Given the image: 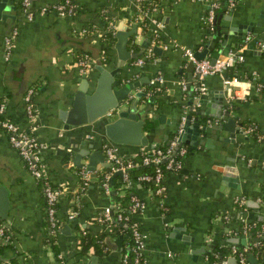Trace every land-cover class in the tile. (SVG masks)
Here are the masks:
<instances>
[{
	"label": "crops",
	"instance_id": "0c3cea01",
	"mask_svg": "<svg viewBox=\"0 0 264 264\" xmlns=\"http://www.w3.org/2000/svg\"><path fill=\"white\" fill-rule=\"evenodd\" d=\"M0 1L3 3L0 8L3 114L46 145L45 178L53 185L62 184L65 191L57 205V227L49 234L41 183L28 171L7 134L0 131V185L6 187L9 197L7 222L0 221V225L11 239L9 244H3L8 247L0 250V261L59 264L60 254L65 264H122L124 251L130 250L125 233L98 221L105 208L114 207L115 211V205L127 194L124 186L115 193L110 189L107 193L103 182L101 188L100 176L110 167L102 151L108 139L95 124L64 128L60 119V112L71 105L83 79L93 82L96 78V57L106 69L113 68L117 61L114 48L106 58L102 55L106 10L114 17L111 21L114 37L119 29L129 31L136 25L127 50L142 51L138 58L130 59L122 67L116 87L139 82L130 92L132 98L147 87H156L146 93L150 98L148 103L138 97L135 105L146 113L145 120L152 122V127L146 128L144 124L143 129L149 144L146 147L121 145L117 147L119 153L130 158L142 148L167 142L188 107L197 116V119L191 117L185 130V139L189 142H185L188 151L183 165L178 172L164 175L163 194L156 195L136 182L126 184L132 189L131 194L144 203L143 210L131 214L130 219L137 221L144 236L147 264H209V252L217 245L228 243L238 247L254 245L245 263L253 264L249 259L253 256L257 263L264 264V0H235L233 6L219 0L211 32L204 21L206 0H142L147 3L143 17L146 27L138 24L143 18L136 20L139 15L135 16L138 11L135 0H73L70 15L53 9L41 12L45 6L64 5L66 1L31 0L34 13L31 21L22 11L21 0ZM218 16L220 20L216 21ZM157 24L161 25L159 30ZM217 27L222 35L210 40ZM82 28L89 32L82 34ZM231 28H235L233 33ZM14 29L18 34L8 53L5 38ZM224 32H228L227 39L223 37ZM146 41L147 45L142 46ZM185 49L193 50L196 57L208 58H221L231 49L238 51L243 61L235 67L233 75L259 83L260 91L252 83L253 86H247L246 100L228 101L222 77L208 76L204 80L206 94L202 99L207 102L193 105L194 93L192 96L191 93L197 78L184 55ZM78 53L91 59L90 68L84 73L77 66ZM148 55L143 65L135 64L137 59ZM157 75L163 82L151 83ZM225 76H229L227 72ZM23 84L29 88L19 98ZM30 90L36 113L34 122L27 117L24 103ZM218 100H222L221 113L224 115L228 110L229 117L235 120L232 131L223 126L222 118L206 116L209 111L218 110ZM248 122L259 130L258 139L243 131ZM218 125L222 127L216 128ZM96 151L102 152L104 161L97 163L92 172L86 168L85 154ZM77 155L82 157L81 167L75 164ZM83 169L88 178L86 187L81 189L77 182L83 180L80 173ZM111 174H106L110 183ZM76 194L80 197L78 200ZM71 211H77V215L70 219ZM248 225L252 226L251 231L245 233L244 227ZM83 230L105 234L101 254L93 249L85 254L79 252L78 237ZM47 234L53 237L54 245L47 241ZM237 261L229 251L218 264H237Z\"/></svg>",
	"mask_w": 264,
	"mask_h": 264
},
{
	"label": "built area",
	"instance_id": "2783aa9c",
	"mask_svg": "<svg viewBox=\"0 0 264 264\" xmlns=\"http://www.w3.org/2000/svg\"><path fill=\"white\" fill-rule=\"evenodd\" d=\"M138 7V15L136 17V20H141L146 12L145 10L140 8L139 2L142 0H135ZM208 2V6L206 9V14L204 17V21L208 25V31H212L214 29V21L216 18V11L219 8L220 2L219 0H206ZM227 4L230 6H233L235 3V0H226ZM21 6L22 11L26 16V19L31 21L34 17V13L31 10V0H21ZM55 10L59 11L62 15L64 14H72L71 13V5H69V1L66 0L64 5L55 4L52 6H45L41 9L42 13H45L49 10ZM66 9V10H65ZM112 29L113 25L112 22L110 23ZM158 30L160 29L161 25L157 24ZM82 34H87L89 32L88 29L82 28L80 31ZM18 30L14 29L10 35L6 36L5 38V44L7 47V52L10 53L11 49L14 46L15 39L17 37ZM114 34V33H113ZM250 39L247 38V41ZM165 48H167V45H164ZM103 57H105L106 53L102 51ZM150 55V53H149ZM148 56H145V58L137 59L135 64L137 66L143 65L146 61ZM184 55L186 59L193 64V70L194 74L197 78V83L194 85V95H193V105H200V101L203 99V97L206 94V87L204 85V80L208 76L218 75L222 77V83L227 90V100L233 101L237 99H243L246 100L247 96L249 94L248 92V85H252V81H248L245 79H240L236 75L232 76H225L228 69L231 67H235L237 63H241L243 61V55L238 53L236 50H229L223 57L216 58L214 63H211V59L208 57L203 58H196L195 53L191 49H185ZM106 58V57H105ZM90 62L91 59L88 57V55L80 56L77 60V66L81 70V72H86L90 68ZM256 75L253 74V80H255ZM163 78L160 75H157L154 79H152L151 83H162ZM255 84V90L260 91L261 85L259 83ZM253 86V85H252ZM183 90L186 89V86L182 85ZM149 92V91H148ZM241 92V94L239 93ZM32 91L30 90L29 93L25 96V110L27 117L30 119L31 122H34L36 120V113L35 109L33 107V104L31 102V94ZM227 101V102H228ZM5 111V103L0 100V115H2ZM187 120L186 111L184 110L183 113L180 116V121L178 124V134L173 137L168 147L163 150H156L155 152H150L146 150L145 148H142L141 151L146 150L145 156L143 158V164H155L158 165L162 160H167L165 165V170L168 172H178L182 167V159L183 156L186 153V148L183 145H179V136L183 132L185 121ZM208 123H210V120H207ZM33 129V128H32ZM255 130V127L252 125H247L243 128V131L246 134H251ZM0 131H4L7 134L8 141L10 145L17 151L18 155L22 159V161L25 163L28 171L31 173V175L36 178L37 180L43 181V194L46 200V212H47V220L49 223V234H53L54 230L57 227V205L59 201L61 200L62 196H64V187L62 184H56L53 185L47 181L45 178V162L43 158V151L46 149V145L39 142L38 139L34 136L32 132H25L21 130L14 122L5 119L0 120ZM32 133V134H30ZM102 151L110 165L111 172H121V175L123 176V179L126 183H129L130 181L127 178V171L134 166L137 165V163L133 162L131 159H126L123 157L116 146L112 145L111 143H104L102 145ZM178 154L181 158L174 161L173 155ZM81 175L83 180H87L88 173L85 169L81 170ZM163 171L157 167L156 168V177L155 180L161 181L163 179ZM139 179L143 180H149V176H142ZM105 191L109 192V187L107 183H103ZM164 190V187H160L156 190V193L161 195L162 191ZM76 196V197H75ZM74 197L76 200L77 198H80L79 195H75ZM114 208V207H113ZM113 208L110 210V208H105L103 216L104 220H109L111 212ZM144 208V203L140 201L137 197L133 196L131 197V204L129 206V214L123 213L125 211L124 208H122L120 205H115V212L117 213L116 219L118 222H123L129 224V227L131 229L132 237L134 240V247L132 248L134 253V263L135 264H147L145 256H144V249H145V243H144V236L142 235L139 225L137 221L134 219H130L131 214L141 212ZM77 215V211H71L68 215V217L74 218ZM225 218L226 215H225ZM250 227L252 226L248 225L244 227V232L247 233L250 231ZM11 242V239L9 235L5 232V229L0 225V244H8ZM254 245H244L240 250L236 248L235 246L232 247L233 253L239 252V261L241 264H246V255L247 253L252 250ZM59 264H65L62 260V256L59 254L57 256ZM121 263L122 264H128L129 258L127 254H123L121 257ZM0 264H10L9 261H2ZM215 264V263H214Z\"/></svg>",
	"mask_w": 264,
	"mask_h": 264
},
{
	"label": "water",
	"instance_id": "95a60500",
	"mask_svg": "<svg viewBox=\"0 0 264 264\" xmlns=\"http://www.w3.org/2000/svg\"><path fill=\"white\" fill-rule=\"evenodd\" d=\"M2 6L3 3L0 1V8ZM219 20L220 16L217 17L216 21ZM135 29L136 25H134L129 31L119 29L115 33L116 41L113 44V48L117 55V61L113 68L106 69L102 64V60L96 57V69L98 71L96 78L93 82L84 78L82 84L74 94L71 105L67 109L60 112V119L64 124V128H72L85 124H95L97 127L99 126L102 128L108 142L116 147L121 145L146 147L149 144L148 137L143 131L146 113L139 111L135 106L138 97H140L143 93H136V96L133 98L130 96V92L138 87L140 83L133 82L116 87V78L125 63L130 59L138 58L142 54V51L131 53L127 50V45L130 41L131 35L135 33ZM218 29L219 27L215 29L212 37H210V40L222 35L221 32L217 31ZM230 31L233 33L235 28H231ZM223 37L224 39H227L228 32H224ZM146 45L147 41L144 42L142 46L145 47ZM203 57L204 56L196 58L200 59ZM210 59L211 63H214L216 57H212ZM190 65L193 68V64L191 62ZM28 86L29 85H26L24 87L23 84L21 92H18L21 93L18 94L19 98H21L22 94L24 95V93L28 90ZM201 102L206 103L207 100H201ZM218 102L220 103L217 108L218 110L216 112L209 111V115L206 116L222 118L224 120L223 126L227 130L232 131V126L235 125V120L229 117L228 110L225 111L224 115L221 113L222 100H218ZM190 113H192V109ZM190 119V116H188L185 121L183 132L179 136V145H182L184 142H189L185 139V130L190 125ZM221 127L222 125L216 126V128ZM204 129L212 130L210 127H204ZM232 135L233 134L231 133L230 137H233ZM154 146H156L155 143ZM85 155L88 158L86 168L92 172L95 170L94 167L97 166V163L104 161V157L100 151L92 153L87 152ZM81 158V155H77L75 157V164L78 167L82 166L79 161ZM106 166L108 167V165ZM116 174L121 175V172L117 171L115 172V175ZM8 209V190L5 186L0 185V221L4 223L7 222ZM231 242H236V240H231ZM249 259L253 264H259L253 256Z\"/></svg>",
	"mask_w": 264,
	"mask_h": 264
},
{
	"label": "trees",
	"instance_id": "16d2710c",
	"mask_svg": "<svg viewBox=\"0 0 264 264\" xmlns=\"http://www.w3.org/2000/svg\"><path fill=\"white\" fill-rule=\"evenodd\" d=\"M61 1L65 2L66 0H61ZM68 1H69V5H71L73 7V4H74L73 0H68ZM20 4H21V2H20ZM141 8L143 10H145L147 8V3L141 2ZM104 12H105V16H106V19H105L106 24L104 25L105 26L104 27L105 32H104V34H102L101 41H102L103 51L106 54L110 55L112 53V51H113L112 48H113V43H114V39H115L114 34H113V29H112L110 23L114 19V17L112 16V14L110 12H108L106 10ZM138 13L139 12L137 11L135 16H137ZM138 24L140 26H143V27L147 26L146 20L144 18ZM206 27L208 28L207 24H206ZM80 55H81L80 53L77 54L76 61L78 60ZM239 64L240 63H237L235 65V67H238ZM235 67H231L230 69H228L227 73H228L229 76L233 75V73L235 71ZM155 89H156L155 85L154 86H150L149 88L147 87V90L143 92V94L140 96V98H142L145 103H148L150 98H149V96L146 95V93L149 90L153 91ZM193 93H194V91L192 90L191 96H192ZM185 103H186V105L189 104V102L187 100L185 101ZM186 115H187V117L190 116V118L192 116H194L197 119V116L193 115V111H192V113L189 112V107H188V109L186 111ZM5 119H8V118L5 117L4 114L0 115V120H5ZM246 124L254 126L250 122H248ZM145 127L146 128L152 127V122L149 119L145 120ZM25 132H27V131H25ZM30 134H32V133H30ZM177 134H178V126H177L176 130L170 135V139L167 142L158 144V145H156L154 147H151V148H147L146 150H148L150 152H152V151L155 152L158 149H160V150L166 149V147H168V145H169L170 140L173 137H175ZM249 136H252L253 138L258 139L261 136V134H260L259 130L255 127L254 132L249 134ZM182 145L186 148V153H187L188 146L186 145L185 142ZM146 150L139 151L137 154H135L134 156H132L130 158L125 157L126 159H131L133 162L137 163L136 166H134L133 168H131V169H129L127 171V174H128L127 178L131 182H136V183L141 184L142 186H147L148 188H150V190L154 194L157 195L156 190L158 188L164 187V190H165V182H164V176H163V179L161 181L157 182L155 180L156 168L159 167L163 171V174L165 175L168 172V171L165 170V165L167 163L166 162L167 160H165V159L162 160L158 165H155V164H143L142 161H143V158L145 156V152H147ZM186 153H185V155H186ZM184 156H183V158H184ZM173 158H174V161H175V160H177V159H179L181 157L178 156V154H174ZM183 158H181V159L183 160ZM108 172H111L110 167L107 169L106 173H103L100 176L101 177V179H100L101 180V182H100L101 183V188H102V182L110 184L109 189L111 191L113 190L114 193H115L116 190H118L119 188L121 189V187L123 188V186H124L127 194L121 200V202L118 203V205H120L122 208L125 209V211L123 213L129 214V209L128 208H129V206L131 204V197H133L135 195L131 194V190L132 189L127 187L128 185H126L127 183L124 181L122 175H119V174L115 175V172H111L112 173L111 176L113 177V180L111 181V183L109 181H107L106 180V174H108ZM142 176H149V180L139 179ZM39 182L41 183L42 188H44L43 181L39 180ZM77 183H78V186L81 187V189H84L86 187V181L85 180L79 179ZM102 190H103V188H102ZM164 190L162 191L161 194H163ZM117 213L118 212H115L114 210H112L109 220H104L103 219L104 216L102 214V215H100L98 217V221L102 225H108V226L113 227L116 230V232H119V233L122 232V233H125L127 235V240H128V244L130 246V250L129 251L125 250L123 254H127V256H128V258H129V263L128 264H135L134 261H133L134 260V253H133V250H132V248L134 247V240H133V237H132L131 229L129 227V224L117 221V219H116ZM48 229H49V227H48ZM47 235H48L47 236V241L49 242V244L54 245L53 237L51 235H49V234H47ZM104 237H105V234L103 232L92 234V233H90V232H88L86 230H83L79 234V237H78V245L80 246V251L79 252L85 254L90 249H93V251L96 254H101L103 252L104 248H105ZM233 246H235L239 250H240V248L243 247V245H240L238 247L237 245H234L232 243L215 246L212 249V251L209 252V254H208L209 264H214V263L218 264V262L221 259H223L225 254H227L229 251L237 258V260H238L237 264H238L239 263V254H238L239 252L233 253V251H232V247ZM4 247H8V246H4L3 244H0V250L2 248H4ZM56 254H59V253L57 252ZM0 262H2V261H0ZM12 263L10 262V264H12Z\"/></svg>",
	"mask_w": 264,
	"mask_h": 264
}]
</instances>
